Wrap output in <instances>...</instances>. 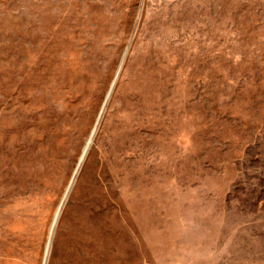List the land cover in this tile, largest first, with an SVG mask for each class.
Returning a JSON list of instances; mask_svg holds the SVG:
<instances>
[{
	"label": "rangeland",
	"instance_id": "374dc122",
	"mask_svg": "<svg viewBox=\"0 0 264 264\" xmlns=\"http://www.w3.org/2000/svg\"><path fill=\"white\" fill-rule=\"evenodd\" d=\"M0 264H264V0H0Z\"/></svg>",
	"mask_w": 264,
	"mask_h": 264
}]
</instances>
